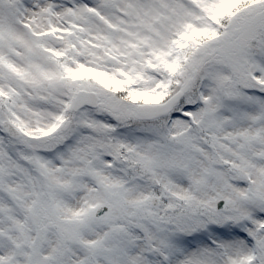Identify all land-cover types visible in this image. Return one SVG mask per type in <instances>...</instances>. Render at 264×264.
Wrapping results in <instances>:
<instances>
[{
  "label": "snow or ice",
  "instance_id": "6c2138e0",
  "mask_svg": "<svg viewBox=\"0 0 264 264\" xmlns=\"http://www.w3.org/2000/svg\"><path fill=\"white\" fill-rule=\"evenodd\" d=\"M0 264H264V0H0Z\"/></svg>",
  "mask_w": 264,
  "mask_h": 264
}]
</instances>
